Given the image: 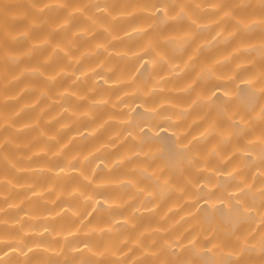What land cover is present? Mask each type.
<instances>
[{"label": "clouds", "instance_id": "clouds-1", "mask_svg": "<svg viewBox=\"0 0 264 264\" xmlns=\"http://www.w3.org/2000/svg\"><path fill=\"white\" fill-rule=\"evenodd\" d=\"M0 264H264V0H0Z\"/></svg>", "mask_w": 264, "mask_h": 264}]
</instances>
